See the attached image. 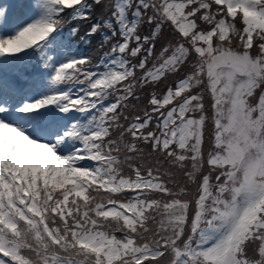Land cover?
I'll use <instances>...</instances> for the list:
<instances>
[{
    "label": "snow or ice",
    "instance_id": "obj_1",
    "mask_svg": "<svg viewBox=\"0 0 264 264\" xmlns=\"http://www.w3.org/2000/svg\"><path fill=\"white\" fill-rule=\"evenodd\" d=\"M0 264H264V0H0Z\"/></svg>",
    "mask_w": 264,
    "mask_h": 264
},
{
    "label": "rangeland",
    "instance_id": "obj_2",
    "mask_svg": "<svg viewBox=\"0 0 264 264\" xmlns=\"http://www.w3.org/2000/svg\"><path fill=\"white\" fill-rule=\"evenodd\" d=\"M165 31H167V30H165ZM171 77V76H170ZM170 77H168V79L167 80H162L163 82H169L170 80H171V78ZM164 83H162L161 81L157 84V85H155V90L156 91H158V92H163L165 89H164V85H163ZM152 90V87L150 86L149 88H145L144 90H143V92H141L140 93V95L142 94V93H144V92H146V91H151ZM142 96V95H141ZM253 102H255V98H253ZM207 103H208V101H207ZM130 104H132V105H136V102H135V100H130L129 101V107H130ZM127 112H125V114H126ZM210 127V126H209ZM206 147H207V144H206Z\"/></svg>",
    "mask_w": 264,
    "mask_h": 264
},
{
    "label": "trees",
    "instance_id": "obj_3",
    "mask_svg": "<svg viewBox=\"0 0 264 264\" xmlns=\"http://www.w3.org/2000/svg\"><path fill=\"white\" fill-rule=\"evenodd\" d=\"M165 30H167V27H166V29ZM147 32V26H145V33ZM171 79H175V77H170ZM206 103H207V100H206ZM138 115V114H140V111L138 110V111H135V112H132V113H129L127 116L131 119V117H133V116H135V115ZM141 116L143 115V114H140ZM122 123H125L126 124V122H124V121H122Z\"/></svg>",
    "mask_w": 264,
    "mask_h": 264
}]
</instances>
